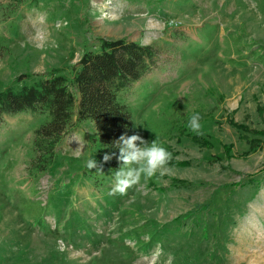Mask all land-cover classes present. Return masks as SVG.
<instances>
[{"label":"rangeland","instance_id":"374dc122","mask_svg":"<svg viewBox=\"0 0 264 264\" xmlns=\"http://www.w3.org/2000/svg\"><path fill=\"white\" fill-rule=\"evenodd\" d=\"M117 38L155 51L118 100L171 173L109 196L116 170L86 168L101 145L76 102L40 163L48 118L3 115L0 264H264V0H0V90L53 71L76 100L72 65Z\"/></svg>","mask_w":264,"mask_h":264},{"label":"trees","instance_id":"16d2710c","mask_svg":"<svg viewBox=\"0 0 264 264\" xmlns=\"http://www.w3.org/2000/svg\"><path fill=\"white\" fill-rule=\"evenodd\" d=\"M155 51L125 38L100 40L98 51L81 54L73 68L70 84L76 100L68 88V80L53 71L43 72L18 88L6 86L0 90V122L3 115L22 111L44 114L48 119L34 129L33 150L38 163L52 159L53 148L71 127L72 107L76 102V117L92 122L101 149L93 153L98 164L103 155L116 152L113 142L121 134L132 132V121L126 106L119 102L118 92L138 80L154 61ZM178 164H182L178 162ZM120 165L113 158L103 169L117 170Z\"/></svg>","mask_w":264,"mask_h":264},{"label":"clouds","instance_id":"9594fccd","mask_svg":"<svg viewBox=\"0 0 264 264\" xmlns=\"http://www.w3.org/2000/svg\"><path fill=\"white\" fill-rule=\"evenodd\" d=\"M201 117L198 113L193 114L188 122L189 131L202 135ZM116 152L105 153L100 164L95 159L89 158L85 162L87 169L103 170V164L115 158L120 165L113 174L109 196L127 195L128 190L141 184L142 179L147 181L157 175L163 177L171 173L169 167L172 154L156 140L150 144L139 133L128 135L127 131L113 142Z\"/></svg>","mask_w":264,"mask_h":264}]
</instances>
